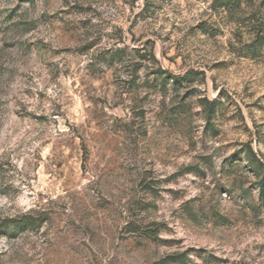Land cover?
<instances>
[{"label":"rangeland","instance_id":"374dc122","mask_svg":"<svg viewBox=\"0 0 264 264\" xmlns=\"http://www.w3.org/2000/svg\"><path fill=\"white\" fill-rule=\"evenodd\" d=\"M262 186L264 0H0V264H264Z\"/></svg>","mask_w":264,"mask_h":264},{"label":"trees","instance_id":"16d2710c","mask_svg":"<svg viewBox=\"0 0 264 264\" xmlns=\"http://www.w3.org/2000/svg\"><path fill=\"white\" fill-rule=\"evenodd\" d=\"M123 51V49H121L120 47H117L116 50L114 51V53H118ZM160 76H163L164 74H167V71L165 70H161L159 71ZM172 80H174V84H180L181 80L185 78V76L181 77V76H177V75H171L170 77ZM261 196L262 199L264 201V186L261 187Z\"/></svg>","mask_w":264,"mask_h":264}]
</instances>
